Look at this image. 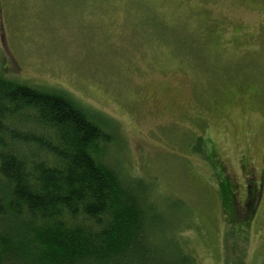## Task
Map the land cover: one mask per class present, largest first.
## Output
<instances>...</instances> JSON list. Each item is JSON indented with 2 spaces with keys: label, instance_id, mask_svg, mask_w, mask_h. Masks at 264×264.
<instances>
[{
  "label": "rangeland",
  "instance_id": "obj_1",
  "mask_svg": "<svg viewBox=\"0 0 264 264\" xmlns=\"http://www.w3.org/2000/svg\"><path fill=\"white\" fill-rule=\"evenodd\" d=\"M0 73L107 115L196 264H264V0H0Z\"/></svg>",
  "mask_w": 264,
  "mask_h": 264
},
{
  "label": "trees",
  "instance_id": "obj_2",
  "mask_svg": "<svg viewBox=\"0 0 264 264\" xmlns=\"http://www.w3.org/2000/svg\"><path fill=\"white\" fill-rule=\"evenodd\" d=\"M202 137L191 151L213 161ZM119 142L104 113L0 73V264H196L155 184L112 161ZM219 174L232 204L237 191ZM262 184L248 182L247 227Z\"/></svg>",
  "mask_w": 264,
  "mask_h": 264
}]
</instances>
